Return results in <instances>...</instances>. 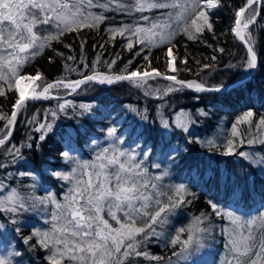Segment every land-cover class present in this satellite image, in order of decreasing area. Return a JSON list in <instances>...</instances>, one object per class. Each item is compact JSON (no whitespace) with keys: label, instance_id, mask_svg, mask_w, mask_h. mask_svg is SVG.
<instances>
[{"label":"trees","instance_id":"obj_1","mask_svg":"<svg viewBox=\"0 0 264 264\" xmlns=\"http://www.w3.org/2000/svg\"><path fill=\"white\" fill-rule=\"evenodd\" d=\"M245 3L246 0H219L217 8L207 10L213 30L204 28L198 33L194 32L198 37L196 39H188L182 22L180 31L173 38V57L176 58L174 63L178 70L168 71L166 46L152 47L151 67L158 69L162 76L174 75L185 81H203L213 87L226 86L242 79L249 72L241 67L245 49L234 37L231 28L234 26L235 11ZM258 8L257 21L248 29L257 52L258 67L250 79L235 87L220 92L201 93L183 88L165 96L164 89L173 84L171 81H148L151 85L149 95H145L143 88H137L127 81L105 86L91 82L80 85L77 92L72 94L62 86L54 87L50 89L48 98L27 102L26 108L18 116L10 141L11 144L23 146L22 158L13 160L0 147V164L7 165L6 168H0V181L8 186L5 192L15 189L25 201V208L20 209L16 216L21 229L19 234L16 233V226L9 222L10 214L0 212V224L6 225L5 239L22 253L23 264H49V250L35 243L36 237L32 241L35 247H29L23 243V237L37 230L41 216L47 213L49 200L45 198L52 194L58 197L62 179L53 173L61 172L68 164L61 158V152L71 150L76 160L89 158L94 142L106 137L108 127L117 129V135H121L124 141L121 145L131 147L137 154L151 152L146 161L149 178L165 170L169 172V175L157 182L162 185L159 190L164 194L160 199L166 202L168 195L179 185L185 186L188 193H191L185 196L186 200L191 201L190 204L178 206L169 214L164 225L155 226L162 233L161 238H152L141 246L142 251L164 259L157 262L143 256H132L126 258L124 264H168L169 257L172 264H183L178 257L173 256L174 251L179 252V245L174 248L168 241L177 234L178 229H187L201 213L211 217L203 226H210L212 232L203 240L204 247L193 258V264H223L228 251L227 234L222 229L231 230L233 227L223 214L234 213L245 226L248 220L264 215V171L259 167L264 163V143H261L264 141V127L257 130L254 126L264 116V7L259 5ZM165 10L171 14L165 16ZM90 11L106 18L94 28L84 27L79 31L65 32L23 65V75H35L37 71L41 73L42 78L36 81L38 91L47 83H66L94 73L111 72L115 75L122 73L126 67L128 71L143 69L147 62L142 56L147 49L134 43L133 50H127L125 45L128 34L125 37L117 34L113 39L109 28L144 25L163 17H168L172 27L176 25V8L146 10L131 15L101 8H91ZM141 15L150 17V21L141 20ZM65 44L69 47L65 48ZM220 48L224 49L223 53L218 51ZM53 49L64 55L57 56ZM137 50H141V56L134 55ZM214 55L217 59L213 61L211 58ZM68 56L74 59L68 60ZM185 57L187 64L181 63ZM114 59L116 64L109 69L108 65ZM129 60H132L131 65H128ZM66 64L72 70L65 67ZM206 64L211 67L204 68ZM157 88L160 89L161 98H157ZM16 95L14 90H8L6 96L0 97V113L10 115ZM60 103H66L65 112H59L57 106ZM81 105L90 106L91 111L81 108ZM248 110L255 113L251 131L247 124L237 125L240 135L235 139L239 141L243 137L244 143L242 146L237 143L236 151L253 154L251 159L225 156L221 149L208 144L210 140L220 143L230 137L235 121ZM52 111H57L55 120L50 115ZM33 117L36 122L29 123ZM162 120L169 121L173 127L163 128ZM177 120L188 131L175 127ZM39 122L53 123L52 131L43 142L38 140L40 133L33 130ZM4 123L0 121V127ZM248 139L255 142L249 145ZM29 143L33 147L28 148ZM173 149L178 153L175 161L166 158ZM154 162L161 163V169L152 167ZM23 172L32 173L35 180L31 176H20L19 173ZM40 200L45 202L40 203ZM210 201L218 204L221 216L211 213ZM255 227L259 234V220ZM186 235L185 232L182 239Z\"/></svg>","mask_w":264,"mask_h":264},{"label":"snow or ice","instance_id":"obj_2","mask_svg":"<svg viewBox=\"0 0 264 264\" xmlns=\"http://www.w3.org/2000/svg\"><path fill=\"white\" fill-rule=\"evenodd\" d=\"M85 4L87 9L85 10ZM264 7V0H246V3L235 11L234 26L231 32L244 46L245 59L241 67L247 70H255L258 67V56L255 46L252 43V34L248 31L251 25L255 24L259 16V8L256 5ZM219 6V0H189V4L177 5L174 0H133L129 3L127 0H0V97L6 96L8 90H14L17 95L14 98L13 110L10 115L0 113V121H5L3 127H0V147L13 160L22 158V147L11 144L14 128L18 116L27 106V100H38L48 98L50 89L54 87H63L69 90V94L77 92L80 85L85 83L97 82L99 84H112L114 82L127 81L137 88H143L145 95L151 94L149 89L151 85L149 80L161 77L162 73L151 67V49L152 47L166 46L165 57L168 71L176 72L175 57L172 49L174 36L180 31L177 24L173 28L165 22L163 30L159 22H151L150 27L137 25H122L117 28H109L112 38L119 34L126 37V48L132 51L134 43H139L147 49L142 59L147 62L143 69L137 68L128 71L127 67L120 74H96L88 75L81 80L65 83L57 81L55 84L47 83L42 86V92L37 93L35 87L31 93H26L25 88L33 86L40 80L41 73L37 71L35 75H22L23 65L40 53V51L52 40L69 31H79L81 28H94L106 17L94 14L91 8H101L106 11H120L127 15L134 12L143 13L153 9H168L180 7L182 11L178 19L183 22V31L189 40L196 39L194 32L198 33L206 28L213 30L210 13L208 9H215ZM143 21H150V17L141 15ZM190 21V23H189ZM7 22V24H5ZM53 25L55 33L47 36H39L34 31L37 25ZM194 30V31H193ZM65 48L69 45L65 44ZM83 47V43L81 44ZM55 51V49H53ZM223 53L224 49H218ZM57 56H63L62 52L55 51ZM135 56H141V50L134 53ZM68 60L74 59L72 56ZM99 59V58H97ZM213 61L217 59L214 55ZM181 63L187 64L185 57ZM199 64L200 62L197 61ZM116 64V60L109 63V69ZM132 60L128 61V65ZM65 67H69L67 64ZM209 68L211 65H204ZM6 69V71H5ZM69 70H72L69 67ZM199 75V73H197ZM163 79L172 81L173 84L164 89L166 96L169 92L180 91L183 88L193 89L197 93L201 92H220L221 86H209L206 82L185 81L178 79L174 75H163ZM25 82H28L27 84ZM6 85V87H5ZM179 86V87H177ZM157 98L160 97V89H155ZM59 112H65L66 103L58 104ZM87 111H91L90 106L81 105ZM203 115V113H201ZM53 120L57 118V111L50 113ZM255 113L253 110L246 111L231 128V136L220 143L208 141L211 147L222 150L223 155L239 156L243 159H251L253 154L246 151H236L237 143L241 146L244 139L241 136L237 141L235 138L240 135L237 125H249V131L253 126ZM146 119V117H142ZM36 122L33 117L29 123ZM162 126L170 129L173 124L167 120H162ZM183 131L188 128L179 120L174 125ZM255 128L260 130L264 127V116H261ZM53 129L52 122H39L33 130L39 132L38 140L43 142L47 134ZM106 139L111 141V147H104L98 152L96 162L91 165L80 164L72 157L71 150L61 152L60 156L65 163H77L80 169L79 176H76L77 168H72L70 172L63 173L55 171L53 174L60 179L75 184L69 190V194L64 197L66 203L61 205L51 196L45 200H51L59 211L53 212L52 220L53 232L41 233L38 230L31 235L23 237V243L29 247H35L32 243L36 237V242L41 248L48 249L47 257L49 264H124L126 258L143 256L150 261H161V256L150 255L147 251H142L141 246L152 238L160 239L162 233L157 231L156 225H164L167 222L169 214L180 205L190 204L186 200V195H191L185 186H176L172 194L168 195L167 201L159 197L163 192L159 190L162 185L157 182L169 175L168 171H162L160 175L154 178L148 177V168L145 163L151 156V152L140 154L139 159L134 152H126L120 149L119 145L124 141L121 135H117L115 127H108L106 130ZM31 140L32 137H29ZM253 139H248L249 145L253 144ZM264 143V141H261ZM28 148L33 147L31 143ZM111 151V155L109 152ZM178 155L175 149L167 154V159L175 161ZM6 164H0V168H6ZM152 167L161 169V163L154 162ZM260 170L264 171V163L259 165ZM114 168V171H109ZM20 176H35L29 172L19 173ZM87 177V179H84ZM111 185V186H110ZM8 188L0 181V193H4ZM45 200H40L44 203ZM211 213L221 216V210L215 202H209ZM155 205V207H153ZM25 208V201L19 196L15 189H11L7 196H0V212L10 214L9 222L16 226V233L21 229L16 216L20 209ZM107 212L108 216L119 225L113 228L102 213ZM118 213L122 214L118 216ZM231 224L232 229H222L227 234V251L223 264H264V215L248 220L245 224L241 223L240 217L232 212L223 214ZM210 216L201 213L194 218L187 229L180 228L177 234L172 236L168 243L174 248L179 245V252H173V256L182 260L183 264H193L194 257L204 247L203 240L212 232L210 226L205 227L206 221ZM257 220L260 222L259 234L256 230ZM6 225L0 224V264H23L22 253L16 249L15 245L5 239ZM187 233L186 238L182 235ZM139 237V239H138ZM51 245V246H50ZM123 249V251H122ZM168 264H172L169 257Z\"/></svg>","mask_w":264,"mask_h":264},{"label":"rangeland","instance_id":"obj_3","mask_svg":"<svg viewBox=\"0 0 264 264\" xmlns=\"http://www.w3.org/2000/svg\"><path fill=\"white\" fill-rule=\"evenodd\" d=\"M174 2L177 5L189 4V0H174ZM85 10L87 11L86 8H85ZM181 11H182V9L180 7H177L176 8L175 19H174V21L176 22V25L173 28H175L177 26V24H179V26H180V24L182 23V21H180L178 19L179 14H180ZM163 14H165V16H167V15H169L171 13H170V11L165 10L163 12ZM167 19H168V17H163L162 19H158L156 21H150L148 24L139 25V26H142V27H150L151 22H159L161 24V27H162V30H163V24L165 22H167L168 24L171 25L170 20L169 19L167 20ZM5 24H7V22H5ZM34 31L39 36H47L50 33H53L54 34L55 31H56V29L51 24H49V25H37L34 28ZM172 54L174 55V48L172 49ZM32 58L33 57H31L29 60H31ZM5 71H6V69H5ZM25 83L27 84L28 82H25ZM29 87H30V91L31 92H32V88L35 87V90L38 93V90L36 89V84L33 85V86H29ZM104 147H109L110 148L111 147V141L108 140V139H106V138L101 139V140H98V141H95L94 142L93 150H92L91 153H89L90 154V157L89 158H86L85 157V158H80L78 160H76V159H74V160L78 161L80 164L87 163V164L91 165L92 163L96 162V157H97L98 152H100L101 149L104 148ZM119 147L123 151H126V152H129L130 151V152L136 153L131 147H126L125 145H121V144L119 145ZM111 154L112 153L110 151L109 152V155H111ZM139 156H140V154H137V158L138 159H139ZM145 163L147 164V162H145ZM147 167H148V165H147ZM72 168H77L78 169V171L76 173V176H79L80 169H79L77 163H68L67 164V167H64V169L61 170V172L68 173V172L71 171ZM114 170H115L114 168H110L109 169V171H114ZM84 179H87V177H84ZM74 184H75V179L74 178L72 180V183H69L67 181L62 180V183H61V187L62 188H61V190L58 193V197L53 196V194L50 195V196L53 197L57 203H60L61 205H63V204L66 203L64 197L69 194V190L74 187ZM8 194H9V192H5V193H2L0 196H7ZM57 211H59V210L56 209L55 204H53L52 201L49 200V209H48V211H46L47 213H44L41 216V218H40L41 219V222L37 226V230L40 231L41 233H44V232L52 233L53 232V224L56 223L55 221L52 220V214H53V212H57ZM102 215L104 216L105 219H107L109 221V223L112 225L113 228H118L119 227V225L116 224V222L114 220H112L108 216V214H107L106 211L104 213H102ZM119 215H122V214L118 213V216ZM182 263H183V261H182ZM65 264H70V262L65 261Z\"/></svg>","mask_w":264,"mask_h":264},{"label":"water","instance_id":"obj_4","mask_svg":"<svg viewBox=\"0 0 264 264\" xmlns=\"http://www.w3.org/2000/svg\"><path fill=\"white\" fill-rule=\"evenodd\" d=\"M259 6V4L257 5V7ZM238 40V39H237ZM239 41V40H238ZM240 42V41H239ZM241 43V42H240ZM242 44V43H241ZM243 45V44H242ZM253 72H254V70H251V71H249L242 79H240V80H238L237 82H235V83H232V84H229V85H226V86H222V89L223 90H227V89H229V88H232V87H235V86H237V85H239V84H242V83H244L245 81H247L250 77H251V75L253 74ZM155 79H161V80H164L163 79V76H161V77H157V78H155ZM77 80H81V79H77ZM77 80H74V81H77ZM74 81H70V82H74ZM150 81V80H149ZM167 81V80H166ZM172 82V81H171ZM93 83H96V84H98V85H102V84H99V83H97V82H93ZM114 83H116V82H114ZM113 84V83H112ZM103 85H109V84H107V83H105V84H103ZM190 90H193V89H190ZM222 90V91H223ZM40 92H42V89L41 90H39L38 91V93H40ZM38 100H40V99H38ZM35 101H37V100H27V102H35Z\"/></svg>","mask_w":264,"mask_h":264},{"label":"bare ground","instance_id":"obj_5","mask_svg":"<svg viewBox=\"0 0 264 264\" xmlns=\"http://www.w3.org/2000/svg\"><path fill=\"white\" fill-rule=\"evenodd\" d=\"M252 76V75H251ZM250 79V78H249ZM25 91H26V93H31V91H30V87H26L25 88Z\"/></svg>","mask_w":264,"mask_h":264}]
</instances>
